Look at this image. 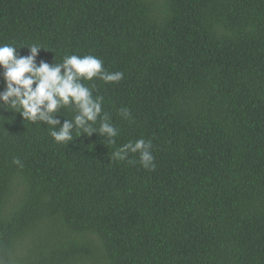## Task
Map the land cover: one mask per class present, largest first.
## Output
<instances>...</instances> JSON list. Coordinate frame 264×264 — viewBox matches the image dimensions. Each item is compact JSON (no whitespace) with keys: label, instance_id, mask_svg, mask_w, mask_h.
<instances>
[{"label":"trees","instance_id":"1","mask_svg":"<svg viewBox=\"0 0 264 264\" xmlns=\"http://www.w3.org/2000/svg\"><path fill=\"white\" fill-rule=\"evenodd\" d=\"M4 44L124 77L65 143L0 99V264H264V0H0ZM139 139L154 169L111 159Z\"/></svg>","mask_w":264,"mask_h":264},{"label":"clouds","instance_id":"2","mask_svg":"<svg viewBox=\"0 0 264 264\" xmlns=\"http://www.w3.org/2000/svg\"><path fill=\"white\" fill-rule=\"evenodd\" d=\"M30 55L22 57L16 47L11 44L0 45V68L6 82V91L0 94V99L9 104L14 112L32 123L44 121L53 127L50 135L56 143H65L73 140V124L66 121L56 130L59 121L54 114L61 107L76 105L79 114L74 116L76 130L91 134L95 129L87 127V122H95L102 110L101 103L94 101L91 92L83 81H92L99 78L105 83H118L123 72H108L103 67V61L93 55H70L63 62L50 66L41 62L38 66L36 57L40 49L38 44L26 47ZM35 86V87H34ZM126 117L130 115L124 108ZM102 135L114 138L118 131L113 126L104 123L99 129ZM152 142L144 139L128 142L112 153L111 159L119 161L128 160L129 153H139L140 163L145 169L155 168V157L152 154ZM13 164L21 165L19 159H14ZM134 163V161H129ZM22 166V165H21Z\"/></svg>","mask_w":264,"mask_h":264}]
</instances>
